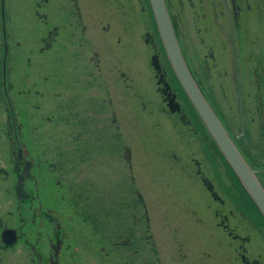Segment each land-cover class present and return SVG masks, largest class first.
I'll list each match as a JSON object with an SVG mask.
<instances>
[{
	"label": "flooded vegetation",
	"instance_id": "1",
	"mask_svg": "<svg viewBox=\"0 0 264 264\" xmlns=\"http://www.w3.org/2000/svg\"><path fill=\"white\" fill-rule=\"evenodd\" d=\"M134 1L135 9L138 11L139 3V11L143 13L144 0ZM187 1L192 7L194 1ZM32 2L31 12H25L24 18H17L11 0H0V264H85L86 261L89 264H139L138 250L132 248L130 239L116 242L117 237L113 247H109L112 242L109 227L100 225L96 220L103 218L101 223L108 222L109 210L105 208L100 213V207L95 212L87 194L76 198V194L68 193L66 172L62 168V165L72 163L65 160L70 153L78 165L81 138L85 137L84 145L89 150L82 155L89 154L91 164H102L105 170L110 171L112 146L109 143L99 146L96 140L101 134L106 138L105 134L110 133L111 125L117 121L111 109L106 114L107 106L110 107L112 103L111 97L101 99L104 106L102 112L99 99H92L95 100L91 103L94 113L85 121L75 119L72 114L71 150H60L57 145L58 149L53 151V147L49 146L53 142V134L56 138H63L60 129L63 123L69 122L65 119L68 107L64 108L62 103L64 95L61 101L57 99V94L70 90L74 96L72 103L86 105L90 90L96 89H91V83L80 80V77H84L87 68L101 64V56L121 57L126 52L123 45L124 31L127 29L123 25L119 27L118 20L115 24L109 19L105 22L95 21L96 5L100 6L98 9L110 12V0H99L101 4L96 0ZM166 3L179 38L175 14L168 0ZM120 6H123L122 3L119 9ZM202 9V35L199 38L203 47L199 59L203 80L201 90L247 163L256 170V176L264 187V0H203ZM150 20L151 26L145 31L143 41L151 46L152 53L153 48L159 52L160 40L152 16ZM160 56L165 78L172 90L176 91V99L180 102V98H184L187 102L164 52H160ZM215 67L217 81L213 101L211 96L214 89L209 80ZM156 88L163 104L162 111L174 115L182 125L192 128L208 149V139L193 126L191 118L194 116L195 119L196 115L188 111L189 101L185 105L180 102L186 114L181 120L177 112L167 111L161 86L157 84ZM104 92L108 93L106 89ZM185 106H189L188 109ZM114 128H120V125ZM119 134L120 130L115 132V137L120 140V159L128 161L129 152ZM210 152L215 158L208 160V164L212 166L210 169L215 172V178L205 171L199 159L193 158L195 173L200 181L202 176L207 177L213 184V190L223 198L222 181L220 184L216 173L220 170L223 172L225 167L219 155H215V151ZM217 161L221 168L217 166ZM77 165L73 164L71 173L74 177L79 174ZM228 180V186H231V179ZM73 197L80 201V206L69 199ZM223 200V203L213 201L226 206L228 200ZM76 206L79 214L74 211ZM232 208L229 209L230 213L237 209L234 205ZM213 212L228 235L239 240L240 256L250 236L235 233L229 224V214L220 208L215 207ZM244 218L253 226L249 219ZM86 223L88 226L84 225ZM6 230L15 231L17 240L14 243L6 242L10 240L9 233L2 235ZM246 251L245 248V255ZM254 259L263 264L259 258H249L248 264H252ZM241 262L246 264L242 259Z\"/></svg>",
	"mask_w": 264,
	"mask_h": 264
},
{
	"label": "rangeland",
	"instance_id": "2",
	"mask_svg": "<svg viewBox=\"0 0 264 264\" xmlns=\"http://www.w3.org/2000/svg\"><path fill=\"white\" fill-rule=\"evenodd\" d=\"M191 1H194L192 7L188 5L187 0H168L175 14L180 44L183 45L191 71L201 86L203 80L199 59L203 54V47L199 38L202 35L203 0ZM11 2L17 18H24L25 12L32 10V0ZM110 3V12L101 11L96 5L95 21L105 22L109 19L115 24L118 20L119 27L123 25L127 29V32L124 31L126 36L123 45L126 52L121 58L107 54L101 56V64L97 63L95 68L91 66L85 70L86 74L80 77V80L91 83V89H96L90 90L87 98L91 101H87L86 98V105L81 103L77 106L76 103H72L70 90L64 92L63 101V94H58L64 108L68 107L65 110L67 114L65 119L69 122L63 123L64 126L60 129L63 131L61 133L63 138H56L53 134L51 138L53 142L49 143L53 151L58 149L57 145L60 150H71L72 114L75 119L85 121L94 113L91 103L95 100L92 99H99L100 104L104 97H111L112 103L110 107L107 106L106 114L108 115L111 109L117 121L111 125L110 133L105 134L106 138L101 134L96 140L99 146L108 143L112 146L110 171L105 170L102 164L95 166L91 164L87 153L83 154L82 158V153L89 149L84 145L85 137L81 138L78 165L71 153L66 155L68 158L65 160L72 163L62 165L63 171L66 172L65 178L68 179L66 185L68 193L76 194V198H82L87 194L96 209L95 212L101 207L100 213H103L107 208L110 220L106 223H101L103 218L100 221L96 217V220L100 225L109 227L112 241L109 247H113L117 237L116 242L130 239L132 248L138 250L139 264H243L238 254L239 240H234L218 224L219 218H216L213 212L215 207L229 214V224L235 229V233L250 236L244 243L246 255L251 259L259 258L264 264V234L249 225L240 210L234 209L232 213L229 212L233 205L228 192L233 190L228 186L230 182L226 170L216 173L220 184L222 181L220 187L224 194H221L228 200L226 206H222L213 201L195 173L193 158L199 159L205 171L215 178V172L208 164V160L211 161L210 152L200 142L192 128L182 125L174 115L162 111L163 104L160 93L156 90V78L150 65L152 49L143 41L147 27L151 26L152 15L147 1L144 0L143 13L139 12V5L138 11L135 9L134 0H110ZM120 3L125 8L122 6L119 9ZM116 6L117 8H114ZM120 10L126 13H118ZM31 18L34 20V15L31 14ZM138 21L141 23L138 24ZM160 52L163 53L161 47ZM160 61L162 63L161 56ZM212 73L209 81L214 89L217 81L216 67L212 69ZM105 89L107 94L104 92ZM52 93L54 94V91ZM215 97L214 89L211 99ZM180 102L186 104L184 98H180ZM100 105L102 112L104 110L102 102ZM49 108L51 109L50 105ZM115 125H120V128H114ZM119 130L123 146H126L129 152L128 161L120 159L122 155L120 140L115 137V132ZM98 160L100 161L99 157ZM73 164L79 169L76 177L71 173ZM217 166L221 168L219 161ZM69 199L75 200L80 206L78 203L80 201H76L75 197ZM77 208L76 206L74 211L79 214ZM84 225L88 226V223ZM94 263L96 262H91ZM85 264L89 262L86 261Z\"/></svg>",
	"mask_w": 264,
	"mask_h": 264
},
{
	"label": "water",
	"instance_id": "3",
	"mask_svg": "<svg viewBox=\"0 0 264 264\" xmlns=\"http://www.w3.org/2000/svg\"><path fill=\"white\" fill-rule=\"evenodd\" d=\"M147 1L162 50L174 77L196 115L207 130L214 145L264 219V187L256 176V170L251 168L247 163L237 145H235L231 136L217 117L213 107L204 96L199 83L193 76L177 36L175 26L171 20L166 0ZM150 65L155 72L157 78L156 83L161 85V92L165 95L164 100H166V106L168 107L167 111L171 113L177 112L180 119L183 120L186 114L180 102L176 99V92L171 89L170 84L165 78V72L160 61L159 52L156 48H153V53L150 55ZM197 173H200V169L197 170ZM201 182L210 193L213 200L219 201L220 203L224 202L223 198L213 190V184L207 177L202 176ZM224 227H226V225H224ZM12 231L13 230H6L2 232V235L9 233L10 240L6 242L10 244L17 240L15 231ZM245 239H248V237H245ZM240 258L246 264L250 262L249 258L245 255V248L242 249ZM252 264H259V261L254 259Z\"/></svg>",
	"mask_w": 264,
	"mask_h": 264
},
{
	"label": "trees",
	"instance_id": "4",
	"mask_svg": "<svg viewBox=\"0 0 264 264\" xmlns=\"http://www.w3.org/2000/svg\"><path fill=\"white\" fill-rule=\"evenodd\" d=\"M147 4H148V1H147ZM148 8H149V4H148ZM149 10H150V8H149ZM176 83H177V81H176ZM185 99L188 102L187 98H185ZM190 110L192 111L193 114L196 115V113L193 110L191 105H190ZM190 112H189V114H191ZM191 119L193 121L194 128L202 131L203 136H205V138L208 139V140L206 139L207 140L206 146L208 147V149H207L208 152H210V151L214 152L215 151L214 152L215 155L216 154L219 155V157L221 159V162L223 163V166L225 167L226 175L231 179V186H229V187L233 190V192H228V196L231 199L230 201L232 202V205H234V207H236L238 210L243 212V215L247 219L250 220V223L253 225L252 226L253 228H255L257 231H259L262 234H264V219L262 218V216L258 212V210L255 207V205L253 204V202L248 197V195L245 192V190L240 185L238 179L236 178V176L234 175V173L232 172L230 167L227 165V163L225 162L223 157L220 156V152L218 151V149L214 145V143L211 140L210 136L205 131L204 127L201 124V121H200L199 117L196 115L195 121H194V116H192ZM210 157L211 158H215L214 155L212 156L211 152H210ZM211 158H210V160L212 161L213 159H211Z\"/></svg>",
	"mask_w": 264,
	"mask_h": 264
},
{
	"label": "bare ground",
	"instance_id": "5",
	"mask_svg": "<svg viewBox=\"0 0 264 264\" xmlns=\"http://www.w3.org/2000/svg\"><path fill=\"white\" fill-rule=\"evenodd\" d=\"M115 2V1H114ZM100 3V2H99ZM116 3V2H115ZM117 3H119L118 1H117ZM101 4V3H100ZM114 4V3H113ZM143 4V3H142ZM118 5H120V4H118ZM138 5H139V3H138ZM108 6H109V4H108ZM141 6V5H140ZM100 6H98V8H99ZM106 7V6H105ZM123 7H124V5H123ZM117 8V7H116ZM122 8V7H121ZM120 8V9H121ZM125 8V7H124ZM129 8V7H128ZM102 9V8H101ZM145 9H146V7H145ZM107 10V9H106ZM110 10V9H109ZM127 10V9H126ZM102 11V10H101ZM117 11V10H116ZM130 11V10H129ZM144 11V10H143ZM94 12H95V10H94ZM119 12H122L121 10L120 11H118V13ZM140 12V11H139ZM148 12H149V10H148ZM147 12V13H148ZM126 13V12H125ZM142 13V12H141ZM144 13H146V12H144ZM150 13V12H149ZM117 14V13H116ZM123 14V13H122ZM139 15V14H138ZM142 15V14H141ZM152 15V14H151ZM116 16H118V15H116ZM129 16V15H128ZM143 16V15H142ZM148 16H150V14H148ZM132 17H133V15H132ZM140 17V16H139ZM120 18V17H119ZM142 18V17H141ZM148 18V17H147ZM138 19V18H137ZM143 19V18H142ZM146 19V18H145ZM149 19V18H148ZM13 20H14V18H13ZM124 20V19H123ZM134 20V19H133ZM140 20V19H139ZM152 20V19H151ZM127 21H128V19H127ZM136 21V20H135ZM148 21V20H147ZM124 22V21H123ZM14 23H16V22H14ZM125 23V22H124ZM128 23V22H127ZM138 24H140L139 23V21L137 22ZM35 24V23H34ZM136 24V23H135ZM148 24H149V22H148ZM148 28V27H147ZM150 28V27H149ZM144 29V28H143ZM131 30V29H130ZM148 30V29H147ZM127 32V31H126ZM150 33V32H149ZM153 33V32H152ZM157 33V32H156ZM128 34H129V32H128ZM142 35V34H141ZM140 35V36H141ZM131 36V35H130ZM157 36V35H156ZM97 37V36H96ZM143 37V36H142ZM146 37V36H145ZM77 38V37H76ZM157 38H158V36H157ZM144 40V39H143ZM159 40V39H158ZM160 43V42H159ZM155 44H156V42H155ZM148 45V44H147ZM156 47H157V45H156ZM152 49V48H151ZM80 52V51H79ZM91 52V51H90ZM89 54V53H88ZM76 55V54H75ZM80 55V54H79ZM118 55V54H117ZM74 58V57H73ZM118 58V57H117ZM121 58V57H120ZM48 59H50V58H48ZM70 59V58H69ZM115 59V58H114ZM55 60H56V58H55ZM68 60V59H67ZM83 60V59H82ZM198 60V59H197ZM52 62V61H51ZM54 62V61H53ZM72 62V61H71ZM68 63H70V62H68ZM88 63V62H87ZM167 64V63H166ZM73 66V65H72ZM76 66V65H75ZM49 68V67H48ZM51 68V67H50ZM67 68H69V67H67ZM74 68V67H73ZM73 68H71V69H73ZM55 69V68H54ZM59 69V68H58ZM69 71V70H68ZM84 71V70H83ZM170 71V70H169ZM47 72H49V70L47 71ZM73 72V71H72ZM85 72V71H84ZM45 73H46V71H45ZM55 73V72H54ZM53 73V74H54ZM68 73V72H67ZM168 73V72H167ZM171 73V72H170ZM50 74V73H49ZM51 75V74H50ZM58 75H59V73H58ZM61 75V74H60ZM155 75V74H154ZM173 75V74H172ZM172 75H171V77H172ZM167 76V75H166ZM56 77V76H55ZM62 77V76H61ZM155 77V76H154ZM122 79V78H121ZM52 80V79H51ZM128 80V79H127ZM174 80V79H173ZM172 80V81H173ZM55 81V80H54ZM59 81V80H58ZM70 81V80H69ZM176 81V80H175ZM64 82H65V80H64ZM125 82V81H124ZM66 83V82H65ZM64 83V84H65ZM51 84H52V82H51ZM176 84V83H175ZM70 85V84H69ZM64 86V85H63ZM161 86V85H160ZM176 86H178V85H176ZM51 87V86H50ZM160 89V88H159ZM171 89H173V88H171ZM78 90V89H77ZM76 90V91H77ZM66 91V90H65ZM79 92H80V90H78ZM179 91V90H178ZM53 92V91H52ZM69 92V91H68ZM74 92V91H73ZM176 92V91H175ZM76 93V92H75ZM179 93H180V91H179ZM53 95V94H52ZM58 95V94H57ZM64 95V94H63ZM73 95V94H72ZM55 97H57V96H55ZM70 97V96H69ZM72 97H74V96H72ZM57 99H59V97L57 98ZM70 99V98H69ZM51 100V99H50ZM71 101H72V99H70ZM52 101H54V100H52ZM67 103V102H66ZM49 105H50V103H48ZM57 104V103H56ZM68 104V103H67ZM186 104H187V102H186ZM82 106V105H81ZM51 107V106H50ZM64 107V106H63ZM66 107V106H65ZM189 107V106H188ZM55 108V107H54ZM62 109V108H61ZM84 109H85V107H84ZM191 111V110H190ZM60 112V111H59ZM68 113H69V111H67ZM62 113V112H61ZM60 113V114H61ZM69 115H70V113H69ZM194 121H195V119H194ZM196 123V122H195ZM77 148L78 147H76V150H77ZM83 149V148H82ZM84 150V149H83ZM67 181H68V179H67ZM70 182V181H69ZM93 222V221H92Z\"/></svg>",
	"mask_w": 264,
	"mask_h": 264
}]
</instances>
